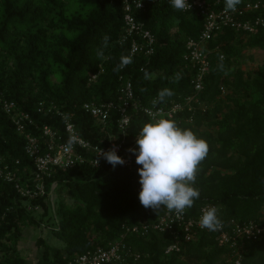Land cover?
I'll return each mask as SVG.
<instances>
[{
    "label": "trees",
    "instance_id": "1",
    "mask_svg": "<svg viewBox=\"0 0 264 264\" xmlns=\"http://www.w3.org/2000/svg\"><path fill=\"white\" fill-rule=\"evenodd\" d=\"M209 1L214 9L225 8V0ZM142 3L140 9L133 6V14L156 38L150 56H131L123 0H0V168L19 171L21 181L28 183L35 167L24 151L25 135L44 143L43 128L50 127L67 141L65 118L93 145L119 141L117 109L103 126L84 106H118L123 82H131L142 107H151L164 88L174 95L158 108L167 109L194 95L191 79L196 71L184 56L188 41L203 33L205 17L174 10L169 0ZM248 3L261 8L247 18L264 15V0H242L237 7ZM105 35L110 37L107 48ZM98 49L103 50L102 58L97 57ZM252 50L264 51V28L256 34L230 28L216 33L206 45L210 72L204 90L192 112L185 110L173 118L209 144L194 185L200 198L189 215L195 217L206 205H214L225 226L232 220L264 223V66L251 72L241 68L243 53ZM221 54L224 71L217 68ZM122 55L130 56L132 63L114 71ZM144 70L150 79L144 78ZM97 74V80H89ZM11 103L14 112L29 115L34 123L25 124V133L17 130L5 110ZM129 113L126 150L138 149L137 135L151 120L142 108ZM139 167L113 168L104 161L100 167L83 164L55 171L46 178V196L36 200L23 197L14 183L0 177V264H31L18 250L23 229L31 226H45L58 243L37 238L40 253L34 264H76L82 255L116 242H125L136 255L129 264H235L231 247L220 244L219 233L199 232L191 241L180 236L179 250L167 254L176 243L173 234L151 229L141 236L127 231L155 224L167 211L161 208L156 213L140 204ZM54 183L57 198L52 202ZM51 214L52 226L43 225ZM241 253L242 264H264V237L246 241Z\"/></svg>",
    "mask_w": 264,
    "mask_h": 264
},
{
    "label": "built area",
    "instance_id": "2",
    "mask_svg": "<svg viewBox=\"0 0 264 264\" xmlns=\"http://www.w3.org/2000/svg\"><path fill=\"white\" fill-rule=\"evenodd\" d=\"M190 8L183 10L184 12L196 11L201 16L205 17V29L197 40H189L186 46V54L184 56L186 62L190 64L196 71L191 79V84L194 87L195 93L192 96L185 98L184 101L173 103L165 108L157 106L142 107L135 100V93L131 82H123L120 89V104L115 106L113 103H87L84 106L85 112L92 115L99 123L106 126V123L111 118V111L117 109L118 119L117 125L120 133L119 141H111L107 145H93L90 141L83 139L75 129L73 123L67 118L66 121V136L65 141L59 132L50 127L43 128L44 143L38 138L26 134V144L24 147L25 154L33 162L35 174L28 183L24 184L19 176V171L9 169L8 167L0 168V177L9 183H14L16 189L21 195L28 200H36L46 196V178H49L55 171H69L78 165L89 164L92 167H100L104 161L103 157H98L100 149L108 151L113 146L117 149V154L121 156L125 163L119 165L125 168H133L136 166V156L130 155L131 152L126 150L128 142L127 129L130 125V109L142 108L144 113L152 119V116L146 112V109L160 118L161 116L173 119L178 113L187 110L193 111L194 103H197V95L204 90V79L210 72V61L205 53L207 42L215 36L216 33L230 28L237 32L247 34H256L261 28H264V15H259L254 18H247L250 13L260 10V4L248 3L245 6L237 7L235 12H225L224 8L214 9L215 4L209 0H188ZM217 2L216 4H218ZM125 10V28L127 38L132 40L131 56L135 54H144L150 56L154 53L156 38L153 33L148 30L143 22L138 21L133 14V6L137 9L143 7L142 0H134L132 3L129 0H123ZM93 75L89 78L90 81H95L98 78ZM6 112L11 115L14 125L21 133H25V124L33 125L29 115L14 112L17 111L15 104H6ZM134 149V147L132 148ZM97 159L99 163L96 164ZM1 162V157H0ZM26 172V171H25ZM56 184L52 185V190L49 194L51 201H54V189ZM209 206V205H206ZM214 206V205H211ZM39 211L40 207L29 206V210ZM200 213L191 217L189 209L181 217H177L174 212L166 211L155 224H141L128 228L127 231L145 236L151 229L173 234L176 238V243L169 246L166 253L178 251L179 237L183 236L186 241H191L199 232L210 233L206 229H202L198 220ZM223 224V223H222ZM219 233V242L221 245H229L232 249L231 259L235 264H242V247L246 241H255L264 237V223L248 222L237 223L232 220L229 225L215 231ZM136 255H133L131 248L125 242H116L109 245V248H98L94 252H89L82 255L77 260L76 264H129L128 260L132 257L137 260Z\"/></svg>",
    "mask_w": 264,
    "mask_h": 264
},
{
    "label": "clouds",
    "instance_id": "3",
    "mask_svg": "<svg viewBox=\"0 0 264 264\" xmlns=\"http://www.w3.org/2000/svg\"><path fill=\"white\" fill-rule=\"evenodd\" d=\"M174 10L181 11L191 7L188 0H169ZM242 0H225L224 11L235 12L237 5ZM110 37H103V47H108ZM97 57H103V50H97ZM217 68L224 71V56L218 57ZM132 63L130 56L122 55L120 63L114 71H120ZM144 78L150 79V74L144 70ZM180 79L176 77V82ZM174 92L171 89H161L157 98L152 101L155 108L158 103L165 102L166 97H171ZM146 112L152 119L145 123L136 138L138 149H128L136 156L138 168L140 204L148 209L151 208L158 213L161 208H166L168 212H174L177 217L185 214L187 209L193 207L194 202L200 198V190L194 187L201 163L207 158L209 153L208 142L200 138L190 128H182L173 119L156 116L151 110ZM98 157H103L113 168L123 165L125 160L117 154V149L113 146L108 151L100 149ZM99 163L97 159L96 164ZM216 206H205L201 209L198 224L202 229L215 232L223 227L218 216Z\"/></svg>",
    "mask_w": 264,
    "mask_h": 264
},
{
    "label": "rangeland",
    "instance_id": "4",
    "mask_svg": "<svg viewBox=\"0 0 264 264\" xmlns=\"http://www.w3.org/2000/svg\"><path fill=\"white\" fill-rule=\"evenodd\" d=\"M242 65L241 68L245 72H251L257 70L259 67L264 66V51L262 50H252L245 51L242 55ZM54 200H56V195H54ZM53 223V214L45 218L43 223L52 226ZM45 227V226H43ZM41 227H26L23 229V236L21 241L18 244V250L20 254L27 258L31 264H34L39 253L40 248L36 247L35 243L37 238L44 236L46 241L51 245H58L56 239L49 230Z\"/></svg>",
    "mask_w": 264,
    "mask_h": 264
}]
</instances>
